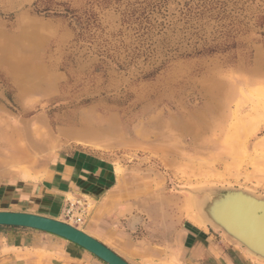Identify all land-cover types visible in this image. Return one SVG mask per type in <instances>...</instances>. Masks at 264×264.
Wrapping results in <instances>:
<instances>
[{
	"label": "rangeland",
	"instance_id": "rangeland-1",
	"mask_svg": "<svg viewBox=\"0 0 264 264\" xmlns=\"http://www.w3.org/2000/svg\"><path fill=\"white\" fill-rule=\"evenodd\" d=\"M8 43L36 73L16 71ZM0 48L1 199L61 173L55 219L120 217L128 238L108 245L134 264L146 245L165 247L148 264H264L192 203L208 186L264 196V0H0ZM192 230L211 244L184 253Z\"/></svg>",
	"mask_w": 264,
	"mask_h": 264
},
{
	"label": "crops",
	"instance_id": "crops-1",
	"mask_svg": "<svg viewBox=\"0 0 264 264\" xmlns=\"http://www.w3.org/2000/svg\"><path fill=\"white\" fill-rule=\"evenodd\" d=\"M56 173V172H55ZM53 175V179L51 178ZM49 178L46 180V189L40 191V194H37V187L29 188L24 187L22 192H19V189L11 192L10 190H4V195L2 197L3 190L0 189V205L2 208L0 210L5 211H17V212H28L35 213L40 215H45L51 218H59L63 212L64 200L67 196V182L63 180V175L60 173L54 175L48 173ZM56 177L58 185L54 186V178ZM64 181V182H63ZM64 183V184H62ZM66 185V186H65ZM64 186V187H62ZM21 191V190H20ZM6 195H10L7 197ZM41 197L43 199L41 200ZM38 199V200H36ZM41 202H40V201ZM9 204V205H8ZM10 207H6V206ZM42 208L43 211H36L32 208ZM119 218V219H118ZM116 220L110 219L106 223L103 222L100 217L91 222L88 225L85 232H91L90 235L108 245L109 243H118L119 240H122L120 236L128 238L127 234L121 227L123 222L121 218L118 217ZM128 230H130L129 222L126 223ZM83 230V229H82ZM191 236L187 238L189 247H186L183 251L192 249L194 243L198 240L208 242L211 244L212 238L206 234V232H199L198 234L192 230ZM138 240L134 242L135 246H142ZM192 243V244H191ZM116 245V244H115ZM110 248V245H108ZM120 247V246H119ZM123 249H127L122 246ZM151 248V250H149ZM165 248L158 245L145 246L142 250L132 249L131 253L136 255L139 253L138 264H148L149 260L153 261L155 259L154 251L155 249ZM113 250V249H112ZM114 251V250H113ZM138 251V252H137ZM151 251V252H150ZM182 251V252H183ZM200 249L197 248V253L199 254ZM211 245H208V249H204L201 253L202 256L210 255ZM118 255L123 257L130 264H134L130 259L126 258L125 255L121 254L118 251H115ZM128 253V252H127ZM127 255H130L129 253ZM200 255V256H201ZM157 256V255H156ZM163 256V255H162ZM165 256V255H164ZM245 259L247 256L243 255ZM132 257V256H130ZM227 255H224V258ZM162 258V257H160ZM160 258L158 260H160ZM228 261V260H227ZM251 263V262H250ZM0 264H106L87 250L81 248L80 246L64 239L59 236H56L51 233L16 228V227H0ZM227 264H234L232 261H228ZM253 264V263H252Z\"/></svg>",
	"mask_w": 264,
	"mask_h": 264
},
{
	"label": "water",
	"instance_id": "water-1",
	"mask_svg": "<svg viewBox=\"0 0 264 264\" xmlns=\"http://www.w3.org/2000/svg\"><path fill=\"white\" fill-rule=\"evenodd\" d=\"M229 192H245V198L228 203ZM195 217L207 228L242 249L248 258L264 263V196L234 186H208L192 198ZM204 202V203H203ZM219 203V205H218ZM230 205L228 217L214 214L213 207ZM219 211V210H218ZM0 227H16L47 232L87 250L106 264H130L104 243L78 227L40 214L0 210Z\"/></svg>",
	"mask_w": 264,
	"mask_h": 264
},
{
	"label": "bare ground",
	"instance_id": "bare-ground-1",
	"mask_svg": "<svg viewBox=\"0 0 264 264\" xmlns=\"http://www.w3.org/2000/svg\"><path fill=\"white\" fill-rule=\"evenodd\" d=\"M30 28V27H29ZM32 29V28H31ZM29 30V29H28ZM4 50L6 52V57H8L9 59L11 58L12 60V63L15 65V68H16V71L19 72V74H22V75H25V76H30L33 73H36L33 69H31L29 67V65L27 64V62L30 60V57H26L25 54L21 51V49H23V47H17L14 46V48L8 43V44H5L4 46ZM1 49V48H0ZM27 53V52H26ZM1 57V56H0ZM22 77V76H20ZM19 78V77H18ZM24 78V77H23ZM189 125V124H188ZM189 130V129H188ZM229 196H228V200H229V204H230V201L233 202V201H237L238 199H242V198H245L246 194L247 193H243V192H229ZM193 203V202H192ZM204 203V202H203ZM229 204H226V206H223V205H220L218 208H215L216 206L218 205L216 204L214 207H213V210H214V214L215 212L217 211L216 215H220V208H225V211H223V214L222 216L224 217H228L227 215L229 214L230 212V205ZM219 210V211H218Z\"/></svg>",
	"mask_w": 264,
	"mask_h": 264
},
{
	"label": "built area",
	"instance_id": "built-area-1",
	"mask_svg": "<svg viewBox=\"0 0 264 264\" xmlns=\"http://www.w3.org/2000/svg\"><path fill=\"white\" fill-rule=\"evenodd\" d=\"M64 212L67 217L74 219L76 223H83L84 213H86V210H83V207L80 205V203L70 201L66 205Z\"/></svg>",
	"mask_w": 264,
	"mask_h": 264
}]
</instances>
